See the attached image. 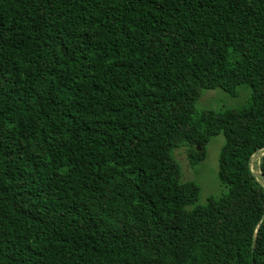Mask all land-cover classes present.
<instances>
[{
	"label": "trees",
	"instance_id": "obj_1",
	"mask_svg": "<svg viewBox=\"0 0 264 264\" xmlns=\"http://www.w3.org/2000/svg\"><path fill=\"white\" fill-rule=\"evenodd\" d=\"M262 147L264 0H0V264H264Z\"/></svg>",
	"mask_w": 264,
	"mask_h": 264
},
{
	"label": "rangeland",
	"instance_id": "obj_2",
	"mask_svg": "<svg viewBox=\"0 0 264 264\" xmlns=\"http://www.w3.org/2000/svg\"><path fill=\"white\" fill-rule=\"evenodd\" d=\"M249 97L250 89L245 85L239 86L234 96L221 88L206 89L196 102L195 108L197 112L240 108L247 105ZM224 140L222 133L213 136L205 147L204 159L194 165L188 161L186 148H176L172 152L181 168L183 180L194 181L199 185L198 205H205L208 197H218L226 192V187L218 178V156ZM257 159L252 162L254 172H258Z\"/></svg>",
	"mask_w": 264,
	"mask_h": 264
},
{
	"label": "water",
	"instance_id": "obj_3",
	"mask_svg": "<svg viewBox=\"0 0 264 264\" xmlns=\"http://www.w3.org/2000/svg\"><path fill=\"white\" fill-rule=\"evenodd\" d=\"M197 150L199 151V147H198V146H197ZM263 154H264V147L257 149V150L253 153V155L250 157L249 162H248V166H249V169H250V171L252 172L253 176L256 177V178H258V179H260L262 185L264 186V178H263L262 174H261L259 171H258V172H254V171L252 170V162H253L256 158H258L259 156H262ZM262 218H264V213L262 214ZM256 233H257V228H256V230H255V233H254V235H253V239H252V244H251V248H252V249L254 248V245H255Z\"/></svg>",
	"mask_w": 264,
	"mask_h": 264
}]
</instances>
